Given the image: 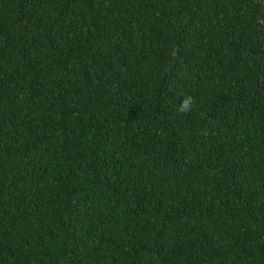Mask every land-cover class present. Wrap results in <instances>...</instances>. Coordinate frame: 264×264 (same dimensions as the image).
<instances>
[{
  "label": "trees",
  "instance_id": "16d2710c",
  "mask_svg": "<svg viewBox=\"0 0 264 264\" xmlns=\"http://www.w3.org/2000/svg\"><path fill=\"white\" fill-rule=\"evenodd\" d=\"M262 1L0 0V264H264Z\"/></svg>",
  "mask_w": 264,
  "mask_h": 264
},
{
  "label": "clouds",
  "instance_id": "9594fccd",
  "mask_svg": "<svg viewBox=\"0 0 264 264\" xmlns=\"http://www.w3.org/2000/svg\"><path fill=\"white\" fill-rule=\"evenodd\" d=\"M195 104V99L191 95H185L184 98L181 100L179 106H178V111L180 113H187L190 112Z\"/></svg>",
  "mask_w": 264,
  "mask_h": 264
},
{
  "label": "water",
  "instance_id": "95a60500",
  "mask_svg": "<svg viewBox=\"0 0 264 264\" xmlns=\"http://www.w3.org/2000/svg\"><path fill=\"white\" fill-rule=\"evenodd\" d=\"M263 8H264V2L262 1V2H261L260 9H259V11H258V13H257V20H259V21H261V22H262V20H261L260 16H261V13H262ZM262 23L264 24V22H262Z\"/></svg>",
  "mask_w": 264,
  "mask_h": 264
},
{
  "label": "snow or ice",
  "instance_id": "6c2138e0",
  "mask_svg": "<svg viewBox=\"0 0 264 264\" xmlns=\"http://www.w3.org/2000/svg\"><path fill=\"white\" fill-rule=\"evenodd\" d=\"M262 22H264V21H262ZM262 39H264V37H262Z\"/></svg>",
  "mask_w": 264,
  "mask_h": 264
}]
</instances>
